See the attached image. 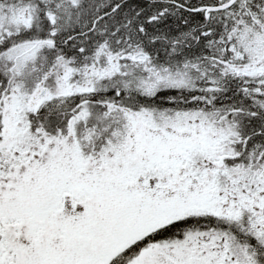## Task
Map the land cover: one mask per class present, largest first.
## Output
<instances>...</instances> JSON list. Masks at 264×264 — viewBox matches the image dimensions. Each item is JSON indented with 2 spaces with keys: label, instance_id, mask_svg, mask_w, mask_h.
<instances>
[{
  "label": "snow or ice",
  "instance_id": "snow-or-ice-1",
  "mask_svg": "<svg viewBox=\"0 0 264 264\" xmlns=\"http://www.w3.org/2000/svg\"><path fill=\"white\" fill-rule=\"evenodd\" d=\"M0 264H264V0H0Z\"/></svg>",
  "mask_w": 264,
  "mask_h": 264
}]
</instances>
